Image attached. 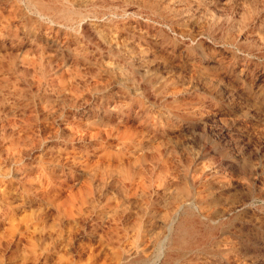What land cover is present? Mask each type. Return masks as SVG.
<instances>
[{
	"label": "rangeland",
	"instance_id": "1",
	"mask_svg": "<svg viewBox=\"0 0 264 264\" xmlns=\"http://www.w3.org/2000/svg\"><path fill=\"white\" fill-rule=\"evenodd\" d=\"M0 264H264V0H0Z\"/></svg>",
	"mask_w": 264,
	"mask_h": 264
},
{
	"label": "bare ground",
	"instance_id": "2",
	"mask_svg": "<svg viewBox=\"0 0 264 264\" xmlns=\"http://www.w3.org/2000/svg\"><path fill=\"white\" fill-rule=\"evenodd\" d=\"M214 3H215V2H214ZM214 23H215V22H214ZM240 71H241V70H240ZM217 77H218V76H217ZM243 87H244V86H243ZM203 88H204V87H203ZM236 94H237V93H236ZM217 96H218V95H217ZM231 105H232V104H231ZM254 111H255V110H254ZM187 211H188V210H187ZM186 216H187V215H186ZM189 222H190V221H189ZM187 226H188V225H187ZM166 242H167V241H166ZM163 245H164V243H163ZM162 247L164 248V246H162ZM164 249H165V248H164ZM162 250H163V249H162ZM162 250H161V251H162ZM161 251H160V252H161ZM160 254H162V252H161ZM163 254H164V253H163Z\"/></svg>",
	"mask_w": 264,
	"mask_h": 264
}]
</instances>
